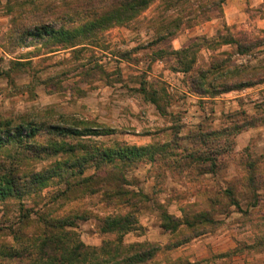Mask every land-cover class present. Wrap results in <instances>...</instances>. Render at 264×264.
Segmentation results:
<instances>
[{"label": "rangeland", "instance_id": "obj_1", "mask_svg": "<svg viewBox=\"0 0 264 264\" xmlns=\"http://www.w3.org/2000/svg\"><path fill=\"white\" fill-rule=\"evenodd\" d=\"M117 1L0 0V122L10 123L13 136L23 125L25 138L0 148V173H14L21 189L0 200V264H27L19 257L45 217H79L73 230L86 245L114 242L119 235L102 233V220L134 211L126 198L137 192L147 201L136 230L122 239L158 244L148 264H264V3L227 26L225 1L153 0L117 22L84 28L72 45L46 46L13 27L22 11L21 24L74 29ZM214 65L222 68L201 80L199 71ZM243 77L248 87L215 94L223 81ZM195 78L203 93L194 91ZM52 126L90 135L61 136ZM31 127L36 135L26 138ZM64 144L161 151L123 169L61 174L60 165L86 154ZM37 175L48 179L39 183ZM116 188L124 193L111 199ZM163 213L176 231L165 229ZM201 213L213 222L190 229L186 220Z\"/></svg>", "mask_w": 264, "mask_h": 264}, {"label": "trees", "instance_id": "obj_2", "mask_svg": "<svg viewBox=\"0 0 264 264\" xmlns=\"http://www.w3.org/2000/svg\"><path fill=\"white\" fill-rule=\"evenodd\" d=\"M153 0H118L117 3H115L111 10L104 12L99 16L98 18H95L93 21L89 22L86 25H82L78 28L74 29H55L53 27H50L49 25H41V24H35L34 26H27L26 24H21L20 19L22 17V11L19 12L21 14L19 17V22L14 23V30L15 32H19L21 34H24L25 37H32L34 40H37L38 42H42L43 44H51V46L59 43V44H66V45H72L77 43L76 40H78L80 37H82V32L84 28H91L93 30H96L99 27H102L106 25L107 23L112 24L113 22H117L122 19L123 14H132L133 12H137L141 9H144L152 3ZM226 0H221L220 2L223 3ZM25 9V8H24ZM32 14L31 11L26 13ZM192 15V14H191ZM30 17V16H29ZM28 18V17H27ZM28 20V19H27ZM112 21V23H111ZM178 25L182 24V20H180ZM33 25V24H32ZM23 30V32H20ZM87 33L85 32V36H87ZM18 34V33H17ZM23 35V36H24ZM22 37L21 35H19ZM53 44V45H52ZM50 46V45H49ZM241 47V53H245V51L248 50L251 45L248 46L242 45ZM222 68L221 65H214L211 66L210 69L206 70H200L199 75L202 76V79L207 75L214 73L215 70ZM191 67H188V69L183 70L185 73L190 71ZM182 71V70H181ZM215 75V74H214ZM219 78H222L223 74L216 73ZM216 77L213 80H217ZM202 83V82H201ZM209 87L213 89V84H210ZM222 87H219L217 89L221 90H215V94L217 93H225L228 91H232L235 89H240L243 87H248L249 84H246V81L243 78H240V80L236 81L233 84H226L224 81L222 82ZM198 84V85H196ZM193 89L196 93H203L202 89H206L201 84H199L198 78H195L192 80ZM202 87V88H201ZM210 91V90H208ZM157 103V101H154ZM52 126L55 130L59 131L61 136L68 134V135H75V136H85L90 135V133H83L80 130H77L75 128L67 129V128H61ZM7 140H5L4 137L0 134V148L6 144L8 141H13V139L19 140L20 142H23L25 138L23 137L24 134V126L19 125L16 127V133L15 136L11 134V125L10 123H4L0 122V133L2 130L7 129ZM26 131V138H31L36 135V128L31 127L30 130ZM90 130L85 129L84 132H88ZM105 132V131H104ZM100 135L103 134V131L96 132ZM106 133V132H105ZM64 149L66 151H70L75 153L76 150H81L82 152H85L83 156H77L74 157L71 161H68L65 165H60L59 168L56 169L57 173H64L67 171H72V169H75L76 167H82L80 170H84L85 168L94 167L95 169H102L101 166H108L111 169L113 168H119L123 169L128 166L129 164H133L137 161H140L142 159H152L155 160L154 157H156V154H158V151L160 150V147L156 148L154 147V151L152 152L150 148H144V147H137V146H122L118 147L116 149H104V150H95L90 149L87 145H74V147L67 146V144H64ZM58 151V150H56ZM155 153V154H154ZM193 160H196L197 158H200L201 164L206 165L208 161H210L209 156H200V157H191ZM211 165L214 166V163H211ZM63 167V169H62ZM112 171V170H111ZM1 172V170H0ZM68 172V173H69ZM112 173V172H111ZM107 175H110V173L107 172ZM38 180L39 183L42 181H45L48 179L47 176L42 177L41 175H37L35 178ZM40 180V181H39ZM43 183V182H42ZM116 187V186H115ZM104 188H99L98 192ZM118 188H116L117 190ZM109 190V189H108ZM20 191L21 189L18 187V181L16 179V176L14 173H0V200H3L7 197H20ZM115 191V190H113ZM123 192V190H121ZM121 192L120 190L116 191L115 194L112 196L111 199L115 198H121ZM124 193V192H123ZM128 201H126L129 206H132L134 208V211L129 212L126 215H109L105 217L102 220L101 225V232L102 233H113L118 234L119 238L116 239L114 242H105L102 246L96 247V246H89L83 243L79 237L77 236V232H75L73 229L75 227V221L76 219H79V217L74 218H44L43 220V229L37 233L35 238L33 239L32 246L29 248L23 249V252L20 259L27 258V264H148L151 262L157 254L161 251V247L158 244H153L149 242H134L130 244H125L123 242V237L134 230H136L137 224V218L135 214L139 211L140 203H144L147 201V197L140 192L131 194V197L126 198ZM125 199V200H126ZM110 202V201H109ZM168 214L163 213V222L167 223L165 224V229H171L169 227H172L170 230L171 232H174L177 230V227L175 225V222H173ZM186 225L193 230H199L200 227H203L205 225H209L213 222L211 218L208 216V214H197L195 219L192 221L186 220ZM174 224V226H170ZM169 226V227H168ZM176 227V228H173ZM194 233H196L194 231ZM201 234V233H200ZM197 234V235H200ZM187 238V236H184V239ZM187 242V241H185ZM184 242L182 240L175 242L173 244V248H178L181 246ZM34 248V249H33ZM168 249H172L167 247ZM26 252H29L28 254H25ZM233 253H237V251H233ZM180 264V263H179ZM188 264H196L189 262Z\"/></svg>", "mask_w": 264, "mask_h": 264}, {"label": "crops", "instance_id": "obj_3", "mask_svg": "<svg viewBox=\"0 0 264 264\" xmlns=\"http://www.w3.org/2000/svg\"><path fill=\"white\" fill-rule=\"evenodd\" d=\"M263 3L264 0H226L223 20L227 26L240 24L247 18L248 7H259Z\"/></svg>", "mask_w": 264, "mask_h": 264}]
</instances>
